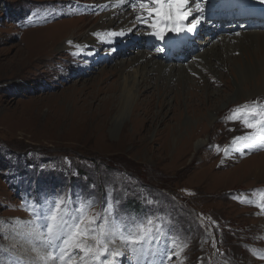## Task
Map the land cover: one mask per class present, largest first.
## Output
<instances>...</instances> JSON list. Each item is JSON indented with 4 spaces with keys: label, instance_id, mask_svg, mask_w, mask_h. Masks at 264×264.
I'll use <instances>...</instances> for the list:
<instances>
[{
    "label": "rangeland",
    "instance_id": "1",
    "mask_svg": "<svg viewBox=\"0 0 264 264\" xmlns=\"http://www.w3.org/2000/svg\"><path fill=\"white\" fill-rule=\"evenodd\" d=\"M114 1L0 0V264H39L33 249L41 254L47 250L20 222L34 219L30 204L60 195L71 198L61 208L67 215H75L73 209L90 199L88 217L100 213L105 201L111 200L118 202L122 217L137 222L153 219L154 238L138 247L135 255L119 239L109 245L126 253L120 264H264V208L259 206L264 196V146H233L234 137L253 130L237 118L245 109L229 111L243 103L238 101L251 104L248 112L254 102L264 106V92L256 95L264 91V76L259 74L264 73V28L231 33L210 20L214 30L227 34L213 38L219 44L215 57L227 64L221 70L224 86L210 80L211 90L220 89L211 102L203 95V84L195 92L181 86L186 78L195 83L210 73L206 62L192 56L200 53L199 46L206 45L200 41H208L205 37L211 32L205 13L198 25L204 30L186 32L183 47L164 58L145 39L154 28L141 32L134 23L129 2L141 6L137 0H119L124 11L112 26L105 23L103 34L109 35L132 25L123 35L60 49L55 59L23 73L11 69L32 46L40 47L46 40L55 44L68 29L73 34L58 43L76 40L81 26L83 32L90 31L104 21ZM222 12L238 15L237 10ZM213 16L218 18L216 12ZM38 54L33 55L34 61ZM148 58L167 64L176 60L183 67H173L163 78L154 76L152 90L141 96L145 88L135 91L131 85L138 78L137 69L155 65ZM259 62L263 66L257 69ZM172 75L175 81L167 93ZM237 93L253 98L242 96L229 108L219 109ZM145 96L153 101L150 119L145 122L141 116L132 122L134 101ZM109 100L115 108L108 117L104 109ZM165 100L172 108L162 109ZM123 111L127 120L120 124ZM214 112L216 126L209 130L206 126V132L199 129L201 135L181 124L187 116L206 118ZM154 135V139L161 135L160 141L152 139ZM203 135L210 139L208 145L194 151L195 140ZM155 225L160 226L159 232Z\"/></svg>",
    "mask_w": 264,
    "mask_h": 264
},
{
    "label": "snow or ice",
    "instance_id": "2",
    "mask_svg": "<svg viewBox=\"0 0 264 264\" xmlns=\"http://www.w3.org/2000/svg\"><path fill=\"white\" fill-rule=\"evenodd\" d=\"M148 2L154 5L147 8L148 16L159 18L158 22L151 25L158 29V32L153 34L164 39V34L169 32H193L203 19L202 14L205 9L201 7V3L206 0H192L195 3L194 10L189 7L190 0H148ZM141 7L146 8V4L142 3ZM141 19L143 20V17ZM144 22L147 23L146 20ZM185 23L187 27L180 26ZM123 34V32L110 33L111 36ZM68 43L72 44V41ZM242 107L246 111L237 118L242 119V126L253 131L234 137L232 145L239 144L248 148L264 146V106H258L254 102L251 112L247 111L249 108L247 104ZM257 107H260L259 111L256 110ZM227 151L226 149V154ZM261 201L259 206L264 208V196L261 197ZM71 202V198L65 200L60 195L45 200L43 204H30L29 209L34 219L20 222L29 227V234L47 250L41 254L38 249H33L38 253L39 264H74V262L75 264H120V258H126V253L109 247L110 244H115L116 239L135 255L138 247L150 243L154 238L153 219L144 217L137 222L135 219L122 217L117 211L118 202L114 204L113 201L106 200L102 211L92 217L87 216V209L92 206L93 201L82 200L73 209L75 215H67L61 211V208ZM144 224H147L148 228H144ZM155 228L157 232L160 231L159 225H155ZM172 243L175 244V241ZM77 256H79L78 261Z\"/></svg>",
    "mask_w": 264,
    "mask_h": 264
},
{
    "label": "bare ground",
    "instance_id": "3",
    "mask_svg": "<svg viewBox=\"0 0 264 264\" xmlns=\"http://www.w3.org/2000/svg\"><path fill=\"white\" fill-rule=\"evenodd\" d=\"M189 7L195 8V3H193L192 0H190ZM121 11H124V8L122 7V4L120 3L119 0H115L114 3H113V5H112L111 10L107 13L104 21L99 22L93 29H91L88 32H83V30H84L85 27L84 26H81L78 29V32L81 33V34H79V36L77 37L76 40H72V44H69L67 42L58 43L62 39H65V38H67V37H69V36H71L73 34V32H71V30L68 29V30H66L67 32H64V33L61 34V37L58 39V41L55 44L54 43H51L50 40H46L42 44V46H40V47H36V48H34L33 46L30 47L27 50V54L24 57H22L15 64V66H14L15 68L14 67H11V69H14L15 70V73L16 72L17 73H23L24 71L29 70L33 66L34 67L35 66L37 67L40 64L42 65L43 63H46L45 60H50L51 58H54L55 57V53L57 51H59L60 49H69V50H72L77 45H79L80 47H85V46H88V45H91V44H98V43H102V42H105V41H110L111 40L110 35L107 34V33L103 34V32L106 31V29H104L105 23H107L109 26H112L114 24V22L116 21L117 15L119 13H121ZM134 23H136V22H134ZM210 24H212V22H210V21H208L206 23V28L211 29L210 34L205 37V38L208 37L207 38L208 41L206 39H204V38L200 41L202 43H205L206 45L199 46L200 53H198L197 55L192 54V56H194L196 58H200L201 61L206 62L210 66V71H209L210 73H209V75L207 77H205L204 80H200L199 81L198 79H195V81H194L195 83H192V81L190 80V77L189 78H186L184 81H181V86H183V87H190V89H192L195 92V91H198L199 90L200 84H203L204 85V87H203V95H205L206 96V99L211 102V99L213 98V96H215L216 93L220 91V89L217 90V87L224 86L225 83H226L225 82V79H224V73L221 70L224 69L225 66H226V64H227V63L225 64V62L224 61H221L219 58L215 57L216 56V52L214 51V48L216 46H218L219 44L217 42L213 41V38H215V37H216V39L217 38H221V37L225 38L227 36V34L226 33H220V30L221 29H215L214 30V25H210ZM131 26L132 25H129V26L126 25L125 27L120 28L119 31L125 33L127 31V29L130 28ZM210 48H213V50L211 51ZM210 51L212 52L211 56H209V52ZM21 53L22 54H25L26 52L23 50ZM37 53H39L40 55L38 54L39 55L38 56V59L34 61L32 57H33L34 54H37ZM209 57H211V59L209 61H207V59ZM213 59H215V61H213ZM147 61L148 62H151V63H153V65L155 64L157 66H155V65L152 66V67L145 66L143 69H137L136 71H137V77L138 78H136V80L134 81V83L131 85V88H134L135 91H140L142 88H145L144 89V92L141 93V96H143L144 93H149L152 90L151 89L152 88L151 86H152V83H153V77L154 76H157L158 78H163L165 74L169 73L173 69V67H177V68L178 67L179 68L180 67L181 68L183 67V64H180V62H177L176 60H172V62H169L168 64L167 63H164V62H160L158 60H155L154 61L152 58H148ZM259 64H260V62L258 63L257 69H259V67L261 68L263 66V63H262V65H259ZM202 68H203V70L205 69V67H202ZM157 71H160L161 74L160 73L157 74ZM259 74H262L264 76V73L263 72H260ZM258 76H260V75H258V73L256 72V74L254 76V79L257 80L258 79ZM210 80L211 81L214 80L213 83H214L215 86H217L214 89L212 88V90L210 89V85H211V83H210L211 81ZM174 81H175V79H174V76L172 75V77H171V79L169 80V83H168L169 85H166L167 86V91H166L167 93L170 92L169 87L171 85H173V82ZM237 85H238V83H237ZM127 89H128L127 86H124L123 90L126 91ZM263 92L264 91H262V92H256V95H259V94H261ZM242 96H245V97L250 98V99L253 98L251 95H239L237 93V94L231 96L229 99H227L226 102L224 101L221 105H219V109L220 108H224L225 109L226 107L229 108V106H230L229 103L230 104H233L235 101H237ZM137 99L134 101L135 104H134V107H133V110H132V114H131L133 116V118L131 119V121L133 122V120H137L138 117L141 118V116H142V119L141 120L147 122L150 119L151 106L153 105V101H151L148 96H145L143 98V100H140V102H138V103L136 102ZM147 99H149V100L148 101H145ZM241 102H244V101H238L237 103H241ZM235 104H236V102H235ZM167 105L169 106V108H172V106H173L172 104H170L168 102V100H165V102L162 103V109L166 108ZM189 106L190 105H186L187 108H189ZM114 108H115V104L112 103V100H109V102L106 104L105 109H104L105 112H106V115L108 116L109 114L113 113V109ZM167 112H168V110H167ZM166 114H167L166 112L163 114L162 121H166V116H165ZM104 115H105V113H104ZM157 117H160V115H158ZM217 118H218L217 117V112H214L211 117H209L207 115L206 118L204 116H198L197 118H194V117L189 118L187 116L186 118H184V120H183V122L181 124H182V126H187L188 125V127L189 126L190 127L192 126L191 128H196L197 129V133L199 132L198 134H200V132L203 133V131H201V130L198 131L199 129H202V130L204 129V131H205L206 130V126L209 127L208 130L211 127H215L216 126ZM116 119H117V117H116ZM173 119H176V118H173ZM119 120H120V124H124L125 121L127 120V115H125V112L124 111L121 114V116L118 117V121ZM97 121L99 122V120H97ZM165 125L168 126V124H165ZM93 128H94V126H93ZM176 128H178V125H177ZM157 130H158V128H157ZM137 131L141 132V130H139V129ZM157 132H159V131H157ZM96 134H97V132H96ZM207 135H205V136L203 135V136H201V137H199V138H197L195 140V142H194V148H195L194 151L195 150L198 151L199 149H201V148H203V147H205V146L208 145V141H210V139L208 138ZM155 137L156 136L154 135V137L152 139H154ZM180 137H182V135ZM160 138H161V135H160V137H158V138H156L154 140L160 141ZM179 139H180L179 136H176L175 141H178V142L176 144H174V145L177 146V147H178V145L180 143V140ZM193 139H195V138H193ZM173 141H174V139H173ZM224 142H225V140H224ZM136 144H137V142H136ZM181 146H182V143H181ZM183 147H184V145H183ZM186 150H188V149H186ZM262 172H263L262 170L259 171L260 174Z\"/></svg>",
    "mask_w": 264,
    "mask_h": 264
}]
</instances>
